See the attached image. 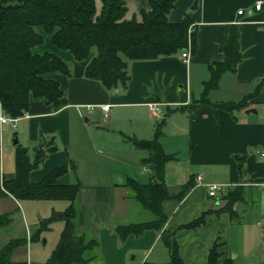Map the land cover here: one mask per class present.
Here are the masks:
<instances>
[{
	"label": "crops",
	"instance_id": "1",
	"mask_svg": "<svg viewBox=\"0 0 264 264\" xmlns=\"http://www.w3.org/2000/svg\"><path fill=\"white\" fill-rule=\"evenodd\" d=\"M257 1L176 0L169 18L180 21L186 13L192 16L188 32H195L196 48H192L189 35L187 61L182 50L155 59L129 60L126 87L107 89L99 80L85 76L86 61H77L69 52L57 50L71 63V75H55L64 91L63 106L53 110L47 101L35 99L15 122L2 124L1 175L16 174L17 143L28 146L33 157L35 148L54 136L57 149L30 171L29 178L39 181L56 166H69L58 181L81 183L75 201L76 231L98 239L97 249L105 264H127L126 255L131 251L141 254V264L168 262L171 254L162 238L163 230L174 232L184 264H208L215 242L219 244L220 261L231 257L232 264L262 262L264 0L260 9L256 8ZM96 3L100 9L101 0ZM127 7L125 18L141 19L140 10L148 8V0H128ZM233 26L239 30L242 52L236 69L223 73L218 87L210 90L208 102L189 107L200 97L203 82L210 76V65L224 60L222 47ZM256 89V95L250 96ZM246 97L247 106L242 109L217 106ZM149 102H160L159 110L152 111ZM106 103L112 105L107 116L101 108ZM158 126L164 150L175 156L165 169L170 191L177 192L192 176L195 184L180 201L165 202L169 217L162 230L148 229L121 241L115 225L154 216L144 210L133 190L126 186L129 177L142 183L149 181L150 168L142 163L148 150L138 148L124 134L150 139ZM11 128L15 129L16 143L9 139ZM210 183L221 184L216 195H210ZM229 190L240 191L241 197L233 204L235 214L211 212L197 228L185 227L202 212L222 207ZM22 201L12 194L0 197V213L19 212ZM52 209L63 210L55 205ZM161 240L164 247L154 252Z\"/></svg>",
	"mask_w": 264,
	"mask_h": 264
},
{
	"label": "trees",
	"instance_id": "2",
	"mask_svg": "<svg viewBox=\"0 0 264 264\" xmlns=\"http://www.w3.org/2000/svg\"><path fill=\"white\" fill-rule=\"evenodd\" d=\"M128 0H101L98 9L96 0H0V106L4 114L20 117L29 110L35 99H43L60 109L64 95L56 74L71 75V63L59 51H66L77 61H86L85 76L99 80L107 89L126 87L130 79L129 60L155 59L183 50L188 45L189 35L192 48H196V37L189 26L193 18L186 13L180 21L169 18L176 0H148V8L140 10L141 19L125 18ZM239 30L233 26L227 43L222 47L225 57L210 65V76L203 82V91L189 107L208 102L210 90L218 87L220 78L227 70H235L242 57ZM49 48L36 51L39 46ZM95 48V52L93 49ZM257 89L250 94L255 96ZM249 97V96H248ZM246 98L239 101L218 103L226 110L242 109L247 106ZM162 131L158 126L154 137L137 138L124 134L138 148L148 150L142 163L151 171L148 182L142 183L129 177L126 186L134 192L140 204L153 213V218L115 225L121 241L130 234L139 236L148 229L162 230L169 213L165 202L183 199L195 184L193 176L175 193L171 192L166 180V163L174 158L167 153L160 140ZM54 136L35 148L33 157L28 146L16 145L14 177L0 173V197L12 194L18 200L63 199L69 203L63 210H53L43 219L38 231L30 239H38L39 232L49 229L57 220L64 221L60 239L51 256L43 264H95L94 256L86 257V251L97 249L99 241L76 231V206L81 183H61L60 175L69 169L67 164L56 166L39 181H31L30 171L38 167L46 155L55 149ZM240 171L243 162L240 160ZM240 192V191H239ZM239 192L229 190L224 195L226 203L215 210H206L185 227L197 228L204 223L211 212L235 214L234 202L240 198ZM12 220L11 212L0 213V227ZM162 238L168 246L171 258L160 264H184L174 232L163 230ZM27 237H16L0 248V264H29L25 260H14L13 252ZM219 244L210 248L208 264H232L227 257L220 261ZM259 264H264V260Z\"/></svg>",
	"mask_w": 264,
	"mask_h": 264
},
{
	"label": "rangeland",
	"instance_id": "3",
	"mask_svg": "<svg viewBox=\"0 0 264 264\" xmlns=\"http://www.w3.org/2000/svg\"><path fill=\"white\" fill-rule=\"evenodd\" d=\"M48 36L45 35V43L46 47L41 48L36 46L34 49L36 51H43L45 48H49L48 45ZM48 42V43H47ZM95 52V48L93 49ZM1 114V113H0ZM4 114V113H3ZM85 116L87 113L84 114ZM85 116L83 120H85ZM7 125H5V128ZM3 125H0V131L2 132ZM14 128H11V133L9 135V139H15ZM2 139V133H1ZM12 140H10L12 142ZM31 155H33V150H30ZM131 191V190H130ZM132 192V191H131ZM67 204V200L62 199H49V200H32L27 199L22 201L23 210L21 209L19 212H14L12 214L11 222L6 225L0 227V248L8 243L10 240L16 237H27L25 243L20 244L13 252L12 258L14 260H25L28 261L29 264H43L48 260L51 256L53 250L55 249L61 235V231L64 228V221L57 220L50 224L49 229H44L39 232V238L31 240L30 237L32 234L38 231L40 224L43 219L50 216L53 210L52 206L55 205L59 209H63V207ZM25 210V211H24ZM146 212H150L148 209ZM11 211V210H9ZM138 213V212H136ZM163 240L157 244L155 251L160 250L163 245ZM86 257L94 256L92 261L95 264H105L103 262L102 257L99 255L98 249H90L85 253ZM136 252L131 251L128 255H126V263L127 264H141L140 261L142 256L137 252L136 256L133 257ZM152 258H149L148 261H151ZM169 259V258H168ZM150 264V263H146Z\"/></svg>",
	"mask_w": 264,
	"mask_h": 264
},
{
	"label": "built area",
	"instance_id": "4",
	"mask_svg": "<svg viewBox=\"0 0 264 264\" xmlns=\"http://www.w3.org/2000/svg\"><path fill=\"white\" fill-rule=\"evenodd\" d=\"M262 4H263V1H261V0L257 1L256 2V8L260 9ZM242 11H243L242 9L239 10V13H242ZM181 55L184 58V60H186V61L189 60V56H190V46L189 45L182 50ZM160 104H161L160 102H149L148 103V105L152 111L159 110L158 105H160ZM111 106L112 105L110 103H106V104L101 105V108H102L105 116L108 115V112L110 111ZM262 108L264 109V102L262 103ZM17 118L18 117H11V116H8L6 114L1 113L0 114V125L4 124L6 122H9V121L15 122ZM260 152L262 155H264V148ZM198 178H201V176H199ZM208 187H209L210 195H216L222 188L221 184H218V183H210V184H208Z\"/></svg>",
	"mask_w": 264,
	"mask_h": 264
},
{
	"label": "water",
	"instance_id": "5",
	"mask_svg": "<svg viewBox=\"0 0 264 264\" xmlns=\"http://www.w3.org/2000/svg\"><path fill=\"white\" fill-rule=\"evenodd\" d=\"M196 1H197V0H195V3H196ZM193 7H195V6H193ZM193 7H192V8H193ZM17 141H18V140H17V139H15V143H16Z\"/></svg>",
	"mask_w": 264,
	"mask_h": 264
}]
</instances>
